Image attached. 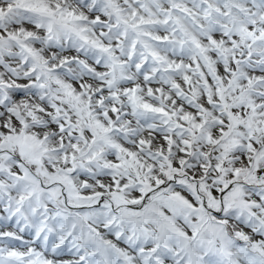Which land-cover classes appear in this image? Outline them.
<instances>
[{"label": "snow or ice", "instance_id": "6c2138e0", "mask_svg": "<svg viewBox=\"0 0 264 264\" xmlns=\"http://www.w3.org/2000/svg\"><path fill=\"white\" fill-rule=\"evenodd\" d=\"M0 264H264V0H0Z\"/></svg>", "mask_w": 264, "mask_h": 264}]
</instances>
